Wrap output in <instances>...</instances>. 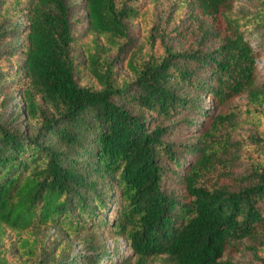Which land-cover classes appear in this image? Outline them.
I'll use <instances>...</instances> for the list:
<instances>
[{
  "label": "trees",
  "instance_id": "obj_1",
  "mask_svg": "<svg viewBox=\"0 0 264 264\" xmlns=\"http://www.w3.org/2000/svg\"><path fill=\"white\" fill-rule=\"evenodd\" d=\"M140 2L83 0L82 82L67 0H17L26 25L16 89L36 129L0 124V233L103 228L125 240L134 264H236L243 240L264 244V157L239 173L243 144L233 138L240 112L264 108L261 53L246 37L264 21V0L249 14L237 0H181L189 30L174 28L157 47L150 36L144 55L124 47ZM171 34L196 36L178 50ZM239 97L243 110L232 105ZM255 144L264 156V138ZM17 249L21 264H119L105 250L49 261L45 239L20 238ZM18 261L0 254V264Z\"/></svg>",
  "mask_w": 264,
  "mask_h": 264
},
{
  "label": "rangeland",
  "instance_id": "obj_2",
  "mask_svg": "<svg viewBox=\"0 0 264 264\" xmlns=\"http://www.w3.org/2000/svg\"><path fill=\"white\" fill-rule=\"evenodd\" d=\"M71 6L70 18L74 35L77 40L72 45L74 61L77 63V69L82 82L86 79L87 72L84 69V57L81 50L82 38H86V19L84 17L83 0H67ZM137 13L128 22L129 37L125 43V51L131 48H142L138 51L139 55L150 52V36L155 37V47L159 46L162 39L167 37L169 32L174 28H183L189 30L192 25L191 9L181 0H141L137 4ZM21 5L17 4V0H0L1 12V31L5 36L0 43V124H6L13 131L28 135L33 134L36 127L25 119L23 113L22 98L16 86L19 83V76L22 72V61L24 57V28L26 18L22 11L18 12ZM259 9L258 0H237L236 10L240 14H249ZM4 13L2 14V12ZM264 21L260 24H254L253 33L246 35L252 40L254 46L259 50L261 55L257 57L258 79L264 80V46L258 45L259 41L264 38ZM196 35H187L183 38H174L171 34L169 41L175 49L183 50L188 47L189 42ZM122 73V71H120ZM191 98L201 100L205 103L208 99H203L194 95ZM239 104L245 109L244 97L235 98L232 105ZM195 117V116H194ZM259 137L264 138V108L258 112L253 110L246 111L241 114L240 122L234 132L233 138L241 142L242 149L240 151L241 161L238 162V172L244 173L247 167V161L250 158H263L264 156L256 153L252 154L251 146L255 144ZM179 142L189 143L191 141L187 136L177 139ZM106 218H110V211L105 214ZM20 238L27 239L28 245H31L36 238L39 241L46 240L45 257L49 261L55 263L61 260H70L76 256L84 254H96L98 251L105 250L120 264L121 256L129 255L131 264H134L135 257L128 248L125 240L120 237H114L111 232L103 228H90L86 232L80 234L67 235L64 230H58L51 227L34 226L30 232L23 231L18 234L7 228H3L0 233V254L5 255L11 261H18L19 250L17 249L18 240ZM264 243V242H263ZM264 256V244H258L252 239H245L241 243V250L234 257L236 264H256L259 257ZM26 256L19 258L18 264L24 260ZM148 264H171L164 262L162 257L151 258Z\"/></svg>",
  "mask_w": 264,
  "mask_h": 264
}]
</instances>
